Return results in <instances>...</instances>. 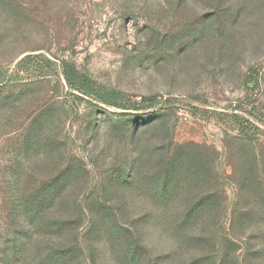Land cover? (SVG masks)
<instances>
[{"label":"rangeland","instance_id":"374dc122","mask_svg":"<svg viewBox=\"0 0 264 264\" xmlns=\"http://www.w3.org/2000/svg\"><path fill=\"white\" fill-rule=\"evenodd\" d=\"M46 184L80 264H120L99 205L158 264H264V0H0V264Z\"/></svg>","mask_w":264,"mask_h":264},{"label":"trees","instance_id":"16d2710c","mask_svg":"<svg viewBox=\"0 0 264 264\" xmlns=\"http://www.w3.org/2000/svg\"><path fill=\"white\" fill-rule=\"evenodd\" d=\"M51 179L54 183L55 176ZM66 191L64 187L46 184L34 192L30 191L25 200L22 216L24 235L22 242L17 246L31 254L29 262L27 256V264H80L74 255L76 244L72 233L76 225L74 216L76 209L74 204L61 201L67 195ZM95 208L94 213L88 216V234L108 238L111 246L112 244H115L113 247L119 246L120 264H158L166 259L161 257L154 260L149 252H143L146 249H143L140 239L134 236L131 229H128L130 227L121 226L113 208L106 205ZM195 212V205L192 211L183 209L177 225L182 226L183 230L184 228L190 230L196 225L194 220L190 221L196 218ZM177 238L180 242L188 244L187 247L192 250L197 249L200 246L199 242L203 241L202 237L197 235H179ZM31 249H33L32 252H30ZM208 259L205 255H196L185 264H206Z\"/></svg>","mask_w":264,"mask_h":264}]
</instances>
